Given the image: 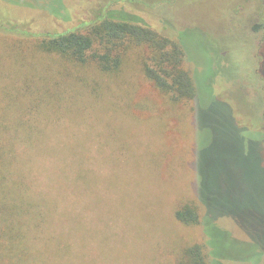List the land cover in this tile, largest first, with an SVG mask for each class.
Masks as SVG:
<instances>
[{
  "label": "rangeland",
  "instance_id": "374dc122",
  "mask_svg": "<svg viewBox=\"0 0 264 264\" xmlns=\"http://www.w3.org/2000/svg\"><path fill=\"white\" fill-rule=\"evenodd\" d=\"M149 1L114 7L182 42L197 91L189 104L133 67L79 82L40 51L38 35L90 20L98 0H0V112L27 114L54 150L31 161L35 194L60 201L33 258L179 264L185 247L206 243L202 224L175 215L194 201L232 238L210 264H264V0Z\"/></svg>",
  "mask_w": 264,
  "mask_h": 264
},
{
  "label": "trees",
  "instance_id": "16d2710c",
  "mask_svg": "<svg viewBox=\"0 0 264 264\" xmlns=\"http://www.w3.org/2000/svg\"><path fill=\"white\" fill-rule=\"evenodd\" d=\"M98 1L90 20L61 32L38 35L40 51L58 55L70 75L82 83L90 74L118 80L124 70L133 67L174 104L194 101L196 86L192 74L183 66L182 42L156 30L141 15L114 7L128 3L144 11L155 3ZM39 131L25 113L0 112V264H36L33 253L39 232H44V224L55 212L49 206L57 210L60 204L53 193L44 189L35 194L31 185L38 179L31 161L39 154L54 151L40 141ZM57 188L62 190L59 185ZM175 215L186 225L202 224L206 236L205 244L185 247L179 264H210L209 257L219 256V245L233 246L230 233L217 224L212 207L200 212L197 203L191 201L177 209Z\"/></svg>",
  "mask_w": 264,
  "mask_h": 264
},
{
  "label": "flooded vegetation",
  "instance_id": "af4514ba",
  "mask_svg": "<svg viewBox=\"0 0 264 264\" xmlns=\"http://www.w3.org/2000/svg\"><path fill=\"white\" fill-rule=\"evenodd\" d=\"M260 24V27H262L263 28V31H264V16L262 17V21H261V23H259ZM259 27V26H258ZM263 38H264V35H263V37H262V40L261 41H263ZM261 41L259 42L260 44V48H261Z\"/></svg>",
  "mask_w": 264,
  "mask_h": 264
}]
</instances>
